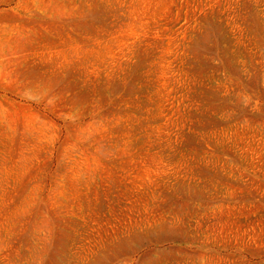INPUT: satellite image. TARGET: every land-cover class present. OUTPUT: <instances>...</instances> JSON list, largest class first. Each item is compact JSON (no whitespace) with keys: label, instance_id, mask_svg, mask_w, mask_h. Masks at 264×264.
<instances>
[{"label":"rangeland","instance_id":"374dc122","mask_svg":"<svg viewBox=\"0 0 264 264\" xmlns=\"http://www.w3.org/2000/svg\"><path fill=\"white\" fill-rule=\"evenodd\" d=\"M0 264H264V0H0Z\"/></svg>","mask_w":264,"mask_h":264}]
</instances>
